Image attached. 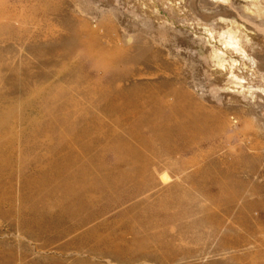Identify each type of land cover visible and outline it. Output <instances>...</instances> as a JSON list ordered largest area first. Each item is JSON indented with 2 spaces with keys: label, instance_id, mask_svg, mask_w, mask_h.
I'll list each match as a JSON object with an SVG mask.
<instances>
[{
  "label": "bare ground",
  "instance_id": "1",
  "mask_svg": "<svg viewBox=\"0 0 264 264\" xmlns=\"http://www.w3.org/2000/svg\"><path fill=\"white\" fill-rule=\"evenodd\" d=\"M43 11L42 6L25 11L22 20ZM7 12L0 3V205L12 194L10 212L23 233L34 238L47 229L58 231L63 223L85 225L97 213L118 208L69 242L79 245L78 250L85 248L88 256L123 260L126 256L154 257L156 253L149 249L155 246L169 257L176 253L173 228L167 233L146 227L157 226L159 220L175 221V207L168 209L175 204L179 235L202 238L218 231L225 222L221 211L203 208L189 213L170 194L158 203L148 195L139 197L149 183L146 150L156 145L173 148L206 135L218 124V109L205 108L170 84L163 89L172 95L169 103L160 89L137 82L125 84L130 65L151 61L155 52L148 46L141 52L100 43L95 27L111 29L114 11L105 12L94 27L86 20H67L53 40L35 43L15 39L21 33V39L27 40L24 34L30 32L29 27L22 21L15 25L4 20ZM17 49L30 56L15 60ZM69 52L76 55V62L68 57ZM84 63L100 68L103 82L94 84ZM257 159L234 155L230 163L252 169ZM197 167L199 190L205 192L201 198L208 200L203 207L218 201L224 212L229 210L237 198L238 182L228 170L221 178L211 161ZM158 181L161 190L171 187L166 171L159 172ZM254 205L264 208V201L244 202L226 224L221 244L238 237L235 223L247 222ZM30 251L27 244L0 241V264L62 262L60 256L26 260ZM74 258L67 264H104L89 257Z\"/></svg>",
  "mask_w": 264,
  "mask_h": 264
},
{
  "label": "rangeland",
  "instance_id": "2",
  "mask_svg": "<svg viewBox=\"0 0 264 264\" xmlns=\"http://www.w3.org/2000/svg\"><path fill=\"white\" fill-rule=\"evenodd\" d=\"M0 3L8 10L4 20L15 25L22 21L29 27L30 32L24 34L27 40L21 39V33L15 39L34 43L53 40L67 20H86L94 27L105 12L114 11L111 29L95 27L97 40L107 46L117 44L141 52L148 46L155 52L154 61L130 65L125 84L137 82L160 89L167 103L172 95L163 89L170 84L183 89L205 108L218 109V124L206 135L173 148L156 145L146 150L149 183L139 197L148 195L158 203L170 194L189 213H199L203 208L221 211L225 221L218 231L202 238L179 235L176 224L179 209L175 204L168 207H175V221L159 220L157 226L146 227L167 233L173 228L176 237L172 246L176 253L169 257L155 246L149 252L156 253V257L150 254L117 260L97 254L88 256L85 248L78 250L79 245L69 240L87 226L110 218L118 208L102 215L97 213L85 225L63 223L58 231L47 229L31 238L23 233L13 210L10 212L13 207L10 194L0 205V241L29 245L31 251L26 260L60 256L61 264L71 263L77 259L74 257H89L104 264H264V208L259 205L249 210L247 222L235 223L239 235L234 241L220 243L226 224L244 202L264 201V0H0ZM41 6L43 12L22 20L23 12ZM22 55L30 56L19 49L13 56L17 60ZM68 57L77 60L73 52ZM83 67L94 84L104 79L100 68L91 69L85 63ZM234 155L258 159L248 169L232 165L230 159ZM104 156L108 158L109 153L104 152ZM206 161L213 163L221 178L228 170L238 182L237 198L226 212L218 201L203 207L208 200L201 198L205 192L199 190L202 183L194 170ZM161 171L170 177L171 187L167 191L161 190L158 181Z\"/></svg>",
  "mask_w": 264,
  "mask_h": 264
}]
</instances>
